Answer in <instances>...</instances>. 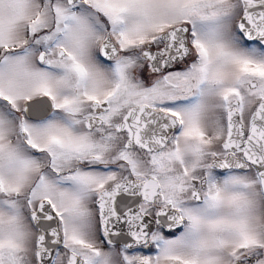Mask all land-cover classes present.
<instances>
[{"label": "snow or ice", "instance_id": "6c2138e0", "mask_svg": "<svg viewBox=\"0 0 264 264\" xmlns=\"http://www.w3.org/2000/svg\"><path fill=\"white\" fill-rule=\"evenodd\" d=\"M0 264H264V0H0Z\"/></svg>", "mask_w": 264, "mask_h": 264}]
</instances>
